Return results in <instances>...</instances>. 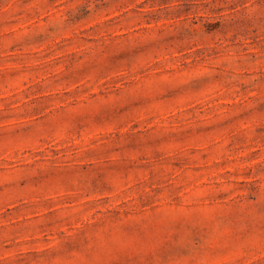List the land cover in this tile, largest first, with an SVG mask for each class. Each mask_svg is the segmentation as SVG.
<instances>
[{
	"label": "rangeland",
	"instance_id": "obj_1",
	"mask_svg": "<svg viewBox=\"0 0 264 264\" xmlns=\"http://www.w3.org/2000/svg\"><path fill=\"white\" fill-rule=\"evenodd\" d=\"M0 264H264V0H0Z\"/></svg>",
	"mask_w": 264,
	"mask_h": 264
}]
</instances>
